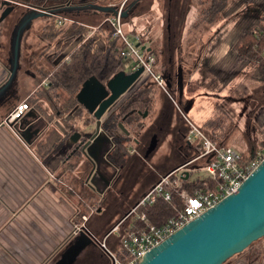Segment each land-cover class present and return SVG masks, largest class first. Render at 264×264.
Wrapping results in <instances>:
<instances>
[{
	"label": "rangeland",
	"instance_id": "374dc122",
	"mask_svg": "<svg viewBox=\"0 0 264 264\" xmlns=\"http://www.w3.org/2000/svg\"><path fill=\"white\" fill-rule=\"evenodd\" d=\"M11 1L19 4H28L32 0ZM43 1L44 0H41L40 3H42ZM48 1V3H52V1L54 2L55 0ZM91 1L99 6H104L107 5L108 1L112 0ZM132 1L134 0H125L121 5V13H124V16L121 18L123 22V31L128 32V35H130L129 31L132 30V32H134V28L139 29L140 31H146V29H149L150 33L148 34V37L155 46L153 47V52L156 56V63L154 67V69L156 70L155 72H158L160 74H162L163 71L165 72L169 65L168 60L171 59L169 66H172L171 76L173 79H175L177 68L176 65L173 66L174 63H172V61L176 57L174 51L176 50L178 43L176 44V47L171 50L172 56H170L166 52L165 48H163V50L160 49L162 36L161 32H163L162 29H164V36H167V32L165 31L167 19V11L165 8L166 0H136L134 5L130 7V3H132ZM194 1L197 7L196 16H198V21L196 22L197 24H192L191 28L186 29V41L183 40L184 43H181L180 46H183L186 43L191 42L192 40L193 42H195L197 35L203 32V27L205 26L204 23H199V19L200 16H203V13L201 11L208 5L209 2L208 0ZM149 2H151L150 9H147V5H149ZM120 4L121 3H119L118 5L120 6ZM237 4L238 6H241V8L244 7L241 15L242 19L238 22H233L231 25L229 22L226 27H224V30L222 32L224 34V37H226L227 40H230L231 44H233V42L237 39L236 37H238L245 28L248 29L256 25V23L259 22V17L261 15H264V2L262 3L261 0H228L225 4L224 9L222 10V12H220L221 16H227L226 14L229 13V10L232 7H235ZM184 9L185 7H183V11ZM27 10L28 9L26 8L16 6L14 8V12L11 14V17L0 23V82L3 81L7 76V70L9 69L8 58L11 56V39L10 36L4 35V31L9 30L10 32V29L9 27L6 28L5 25H10V20L13 17H15V19L18 18L17 20H19L21 15L23 13L25 14ZM29 11L31 10L29 9ZM64 15H66L67 17L70 16L72 21L77 19L84 22L82 24H86L88 26V28H85L86 26H81L82 28L84 27V37L95 38V43L101 44L103 46L106 43V41L104 40L110 37L108 27H98V23L104 17L100 13L90 14L87 12L75 16L70 12H67ZM236 15H239L238 17H241L240 13H237ZM200 21H202V19ZM12 22L14 24L16 23L15 21ZM52 22L53 20L51 18H36L33 19L28 27L23 31V36L19 42L18 68L16 69L15 78L13 80V89L15 88V91H17V100L11 106L9 105V107H0V125H3L5 129H8V124L6 125L4 123V119L9 115V113H11V111H13L14 107L19 104H27V102L23 98L25 96L24 93H27L28 91H31L33 88H35L36 82L41 81L43 83H47V81L51 79V76L57 69L58 65L64 61L65 56H70L82 43L81 41L84 40L82 39L83 35H81L80 37L69 39L61 37L62 34L68 29L69 25L74 24L73 22H66L65 24H61L59 26L58 24H53ZM54 25H56L57 28ZM143 35L144 34H142L139 38V42L141 44L144 40ZM169 53L171 54V52ZM124 62L125 61L121 62L118 70L124 71ZM226 66V69L223 70L220 74L217 71L209 72L205 68H201L200 72L202 78H200L197 82H193L189 85L190 89L191 87H202L200 93H203L202 91H210L211 93L209 96L216 97L217 95H214V93H216L215 90L220 84L224 85L229 84V82L232 83L236 82L237 80L240 81L239 84L229 88L225 96H223L220 100H217L218 103L221 104V106L220 108H218V110L214 111L215 119L209 124L206 123L207 125L205 124L202 127L200 126V128L206 135L213 137V139L218 143L232 146L240 151L245 148V145L248 146V149H251L259 144V140L264 134V84L252 77L253 64L248 63L245 60H235V56L233 53L232 56H230V59L226 62ZM31 73H34L37 76H35L34 79H31ZM181 75L183 86V82L186 81L187 78V72H184L182 70ZM144 84L151 85L149 79L143 77L136 84H134L130 90L123 94L119 98V102H117L122 104L137 87H140ZM77 90L74 93L72 92V94L75 95ZM43 91L49 92L48 95L45 93L43 94L42 92H39L38 94V96H41V99L44 100L39 104L42 106L41 115L46 121V127L42 129L44 133L42 135V138L40 137L42 139V141L40 140L41 144L36 145L35 147H33V149L28 147V149H30L32 152L33 150L36 152L32 153L35 159H41V161L43 160L44 162H47L50 159L48 156V145L51 138L54 137V134L53 128L49 126L51 109L49 108L45 100H47V96L50 95L49 97L52 98L51 95H54V92H57L58 100L56 104H58V107L60 108L61 106H63L62 104L65 103L67 93L60 88H49L47 89V91ZM149 91L150 92L148 93V96L151 98V104L149 105L148 114L146 115V117H144L143 119L139 117L136 122H132L134 124H123L124 128L128 131L129 136L127 138H124V134L119 129L110 132L112 136L114 134L121 138V142L123 143V145L128 147L129 152H131V149H133L134 147L132 136L135 135L138 137L142 132L145 133H142V139L144 137L146 140L140 147L144 149L146 148V145L149 141L150 134H157V144H155L158 145V147L154 152H152V156L149 159H145V163L142 160H139V158H136V163L138 164H136V166L138 168L142 167L144 169V171L142 170V173H146V176H144L142 179L139 177V175L132 177L129 180L130 185H128V189L126 192L123 190L122 192L116 193L115 191H113L114 188L112 187V184L109 185L112 193L109 196L104 195V198H99V195L94 196L91 192H87L85 190L82 191L81 195L77 192V190H79L77 189V186L79 188V185L81 186V183L79 182L83 180V169L81 173H79L82 166L79 169L74 167L73 172L69 174L65 173V175L60 178L58 188L60 189L61 193L65 195L64 197H67L66 201L69 204L72 212V216L70 217H72V222L73 224H75L72 228V233L74 235H77V232L80 228L82 229L88 226V232L92 233L97 239H101L107 231L106 230L105 233H102L101 230L103 229V226L107 225L108 223V219L103 215L107 216L109 213H113V211L111 210L117 209L116 205H114V209H111L109 207L112 203V198L115 199L116 203V197L118 198V205L120 207L127 203V205L124 207L127 209H123L122 211L123 213H126L135 205V203L143 195V193L146 192L147 189L158 180V177L162 175V173H166V171L169 172V170L174 168L175 165L182 161L185 150L183 147H181L183 145L181 143L180 134L182 132H185L186 126L182 118L180 119V115L181 113L185 114L186 101H183L184 99L180 98V94L178 93L179 91H177V89H175V91L174 89L169 91V94L175 104L174 107L176 109V113L178 115L180 114L179 117L176 118L174 126H172L170 124L172 120L171 122H169L167 118H165L164 116H160L161 113H165V109L163 108L164 106H161V109L158 110L159 99H161L163 102H166V104L168 105L169 102L167 101V98L163 94H159L157 89H150ZM202 95H204V93ZM198 97L201 96L198 95ZM30 103H32L31 100ZM141 112L143 113L144 111L142 110ZM82 121L83 120L77 121L79 128H74L75 131H79L81 135H83V129L85 128L82 127ZM74 122L76 123V121ZM140 126L142 127L140 128ZM171 126L175 129L172 143L169 142V134L171 133L170 129H172L170 128ZM168 127L169 130H167ZM88 131L89 133H91L92 129L89 127ZM110 145L111 144H108L106 147L109 148ZM128 151L125 157L126 160L124 158L123 161L132 163L134 162L133 159H129V161L127 160L129 154ZM187 153L188 152L186 150V154ZM79 162L83 163V159L81 158ZM149 165H151V167H148ZM99 166L102 172H105L106 181H109L111 176L116 173L117 165H115L114 162H112L110 159L101 161ZM195 176L204 178V173L197 172L196 175H191L192 178H194ZM105 184L107 186L109 182H105ZM67 185L71 187L72 191L76 192H70L66 194ZM102 189H105V187L103 186V184H100L99 190ZM139 192L141 193L139 194ZM135 194L139 195H137L135 201L131 202L130 198L135 196ZM101 200L103 204L100 205ZM100 208L103 214L102 216L97 217V213L95 212H97V210ZM104 208H106V211H104ZM122 214L120 213L119 215ZM84 216H88L89 218ZM23 218L24 220L29 219L28 217ZM87 218L88 221L86 223L85 220H87ZM113 221H111L108 229L114 224ZM25 226L28 227L26 228L29 232L28 234H25L21 230L16 229L13 232H5V234L0 231V264H55L59 256L65 251V248L67 247L66 246L65 248H63L66 244V241L64 243L63 240L59 241L58 246L56 245L53 247L51 242L49 240H46L47 237L45 233L40 231V229H37L39 227L38 225L26 223ZM14 227L16 228V226ZM114 236L117 237V235ZM22 237H24V239H22ZM110 237L107 239V243L111 246L112 241L115 240ZM7 238H9V245L6 243ZM21 241H23L24 243H22ZM62 243L64 245H61ZM43 245L45 247H42ZM3 251L7 252L8 258L5 256ZM2 257L6 258L4 259ZM263 259L264 237L250 244V246H248L242 252L233 255L223 264H233L237 261H246V263L252 261L260 262ZM106 263L108 264L107 259H105L104 255L102 256L98 248L93 245H88L77 256V260L71 264Z\"/></svg>",
	"mask_w": 264,
	"mask_h": 264
},
{
	"label": "crops",
	"instance_id": "0c3cea01",
	"mask_svg": "<svg viewBox=\"0 0 264 264\" xmlns=\"http://www.w3.org/2000/svg\"><path fill=\"white\" fill-rule=\"evenodd\" d=\"M124 1L125 0H112L108 1L107 5L118 7V4H123ZM194 2V0H178L180 6L185 7V9L183 11V19L178 37V46L174 51L176 57L172 63H174L173 66L176 65V68L178 67L181 71L187 72L186 81L183 82L181 89H177L180 98L186 101L185 106H188L185 115L191 122L202 127L208 120L215 119L214 111L218 110L221 106L217 100L225 96L229 88L239 84L240 81L237 80L236 82H229V84L224 85L220 84L215 90L216 93H214V95H217L216 97L209 96L211 93L210 91H202L204 93V95H202L203 93H200L202 87H191L190 89L189 85L202 78L200 72L201 68H205L209 72L217 71L220 74L226 69V62L230 59L232 53L235 56V60L237 59L233 50L235 41L231 44L230 40H227L222 32L229 22L231 25L233 22H238L242 19L241 15L244 7L241 8V6L237 4L229 10V13L226 14L227 16H221V13H218L215 18H211L210 20H206L200 16L199 23L205 24L203 32L197 35L195 42L192 40L180 46L181 43H184L183 40L186 41V29L191 28V25L197 24L196 22L198 21V16H196L197 7ZM261 2L263 3L264 0H261ZM150 5L151 2L147 5V9H150ZM237 13H240L241 17H238L239 15H236ZM201 19L202 21H200ZM80 23L84 22L81 21ZM162 31L160 49L163 50V48H165L166 52L171 56L169 52H172L171 50L173 49L170 47L169 34L167 32V36L165 37L164 29H162ZM130 32L131 35H134V32L138 33L140 36L144 34L142 46L154 54L153 47L155 46L148 37L150 33L149 29L140 31L134 28V32ZM168 64L170 65L169 60ZM198 95L201 97H198ZM159 104L160 100L158 101V105ZM175 119L176 118L172 119L170 123L172 126H174L176 122ZM77 121L76 124L78 125ZM7 126L8 129H5L3 125H0V231L5 234V232H13L16 229L28 234L29 232L26 229L28 227L25 226L26 223L36 224L39 226L37 229L45 233L47 237L46 240H49L53 247L56 245L58 246L59 241H64L66 237H70L73 234L72 228L75 224H73L72 217H70L72 216V212L66 201L67 197H64L65 195H63L58 188L60 178L56 179L58 171L57 165L55 162H52L51 158L47 162L41 161V159H35L32 153L36 152L34 150L32 152L28 149V147L33 149L34 145H26L14 130L10 128L9 125ZM172 126L170 127L172 128L170 129L171 133L169 134L170 143L173 140L175 131ZM87 128L89 129V127H86L83 131L89 133ZM92 150L93 151H90V156H93L94 159L97 158L95 159L97 163L104 161L102 157L103 153L100 152L101 149L99 147L95 146ZM247 150H249L248 146L245 145V148L239 151L247 153ZM141 192H139V194ZM66 194H68V192H66ZM139 194H135V196L131 197V202L135 201ZM116 200L117 203L115 199L112 198V203L109 207L114 209V205H116L117 209L111 210L113 213L111 212L107 216L103 215L108 219V223L103 226L101 230L102 233H105L111 221L116 218L119 219L125 213L122 212L123 209H127L124 208L127 203L120 207L117 197ZM104 211H106V208H104ZM95 213H97V217L103 214L101 208ZM120 213L123 214L119 215ZM23 217H28L29 219L24 220ZM116 220H114L113 223L116 222ZM14 226H16V228ZM22 239H24V237H22ZM8 242L9 238H7L6 241L9 245ZM21 242L24 243L23 241ZM42 247L45 246L43 245ZM3 253L8 258L7 252L3 251ZM6 257L2 258L5 259ZM233 264H264V259L260 262L252 261L246 263V261H237Z\"/></svg>",
	"mask_w": 264,
	"mask_h": 264
},
{
	"label": "built area",
	"instance_id": "2783aa9c",
	"mask_svg": "<svg viewBox=\"0 0 264 264\" xmlns=\"http://www.w3.org/2000/svg\"><path fill=\"white\" fill-rule=\"evenodd\" d=\"M121 5L117 7L115 15L111 14L103 17L98 23V27L104 25L108 27L110 40L114 41L117 56L121 60L120 64L125 61V73H131L138 68L142 69L135 84L145 77L149 79L154 88L163 92L172 100L162 75L155 72L156 58L154 54L142 46L139 42L141 36L138 33L131 35L129 31L130 35H128V32L123 31V22L120 17ZM53 16L58 25L75 22L78 25L88 27L82 23L72 21L70 17L64 14ZM86 38L82 36V39L85 40ZM26 110L27 104L16 105L13 111L4 119V123L9 125ZM180 116L186 126L183 141L189 147H194L189 152L188 158L174 169L160 175L158 180L143 193L135 205L114 222L101 239L91 236L96 244L107 253L110 264H137L150 248L159 244L190 220L216 205L222 198L235 194L242 181L264 158V134L259 140V144L247 150L245 154L232 146L218 143L213 137L206 135L200 126L191 122L185 114L181 113ZM197 172L204 173V178L191 177V175H196ZM185 175H187L186 178ZM196 178L203 179L202 184L204 186L210 182V188L195 190L193 195L179 189L182 181ZM171 194L177 197L180 207L175 208L173 206V216L169 217L163 224L159 226L150 224L144 214L138 213L140 207L154 203L157 198L169 203ZM135 221H139L140 224H136ZM114 235H117V237ZM110 236L115 240L112 241L111 246L107 243Z\"/></svg>",
	"mask_w": 264,
	"mask_h": 264
},
{
	"label": "flooded vegetation",
	"instance_id": "af4514ba",
	"mask_svg": "<svg viewBox=\"0 0 264 264\" xmlns=\"http://www.w3.org/2000/svg\"><path fill=\"white\" fill-rule=\"evenodd\" d=\"M1 1H7L9 4H2L0 5V14L5 10L6 13L0 20V23L4 22L7 18L11 17V14L14 12V8L16 6L23 7L28 9L25 14L23 13L19 20L15 19L13 17L10 20V25H5L6 28L9 27V30L4 31V35L10 36V39L14 37V31L18 25L22 22L24 19V16L28 14L29 9L37 8L44 10L46 12H52L56 9H59L60 12H56L59 15L65 14L67 12H70L72 15H79L83 13H87L88 10L85 6L88 5L90 2L94 4L91 0H55L52 3H48V0H44L42 3H40L41 0H32L28 4H19L16 2H12L11 0H0ZM136 1H132L130 3V7L134 5ZM70 7V8H68ZM71 7H78V8H71ZM165 8L167 11V19H166V27L165 31L169 34V40H170V47L175 48L176 44H174L179 37L180 34V28H181V22L183 19V7L180 6L178 3V0H166L165 1ZM55 13V14H56ZM45 18V17H40ZM52 19L53 24H57V20L54 19L53 14L49 16V18L45 19ZM17 20V22H16ZM12 21H15L14 24ZM13 23V24H12ZM80 23V22H79ZM30 24V23H29ZM56 26V25H54ZM59 26V25H58ZM28 27V26H27ZM26 27V28H27ZM25 28V29H26ZM57 28V26H56ZM23 31L20 35L19 40H21L23 36ZM19 51V50H18ZM19 55V53H18ZM172 56V52H171ZM11 56L8 58V63L10 67V59ZM19 57V56H18ZM69 56L66 57L64 61L68 60ZM170 63V60H169ZM17 68H18V58H17ZM170 69V70H169ZM172 66L167 67V70L165 72H162V77L164 79L165 86L168 90V92L172 89H178L182 86V75L180 71V68L177 67L176 73H175V79L172 78V72H171ZM7 76L6 78L0 82V88L5 84L8 75H9V69L7 70ZM35 76H37L34 73H31V79H34ZM15 78V76H14ZM13 78V80H14ZM13 80L10 82V84L4 88L2 91H0V107H9L11 106L16 100H17V91H15V88L13 89ZM167 85L169 87H167ZM50 82L49 80L47 83L43 82H36V87L33 88L31 91H28L27 93H24L25 96L23 97L25 101L27 102V110L23 112L18 119L13 120L9 127L14 130V132L22 139V141L26 145H34V147L40 143V140L42 141V135L43 131L42 129L46 127V121L44 117L41 115L42 112V106L39 104L40 102H43L44 100L41 99V96H38L39 92H42L43 94H49L47 89H49ZM47 91L44 92L43 90ZM154 88L153 90H155ZM159 94H161V91L157 90ZM163 93V92H162ZM50 96V95H49ZM47 96L46 103L51 109L50 111V119H49V126L53 128V134L54 137L51 138L50 143L48 145L49 150V158L52 159V162H55L57 165V174L56 179L61 178L63 175L69 174L73 172V168L76 167L77 169L81 168L80 172L82 171L83 174V180L79 183H81V186L79 185V188L77 186V192L81 195L82 191L91 192L94 196L99 195V198H104V195H110L112 193V190L109 188V185L112 184V187L114 188L113 191L116 193L122 192L123 190L126 192L128 189V185H130L129 180L139 175V177L142 179L144 176H146V173H142V170L144 169L142 167L136 166V158H139V160H142L143 162L146 161L145 159H149L152 156V152L155 151V149L158 147L156 145V133H151L149 137V141L146 145V148L142 149L140 148L143 142L146 140L144 137L142 139V133L140 136H132V142H133V149H131V152L128 151V147H126V151H128V157L127 160L133 159L134 162L128 163L127 161H123L119 166L116 167V173L113 174L109 181L105 180V172H102L100 169V163H97L93 156H90V151H93L92 148L97 146L101 150L100 152L103 153V160L107 159V155L112 152L113 149V139L112 137L119 136L111 135V133L107 130H104V124L109 120L110 117H115V114H117L120 103L116 102L108 112H106L102 118L100 119V127L99 131L96 136H94L92 139L89 138L90 135H92L94 131V118L89 115L80 105L77 104L75 101L74 94L67 93V98L65 100V103L62 104L60 108L58 107V104H56L58 100V93L54 92V95H51L52 98ZM30 100L32 103H30ZM160 104L158 107V110L161 109V106H164L165 113H161L160 116H164L167 118L169 122H171L172 119L177 118V113L175 109V104L171 101L172 106L170 107V104H166V102H163L161 99ZM166 104V105H165ZM174 107V108H173ZM175 109V110H174ZM10 110V109H9ZM146 111V110H145ZM148 114V111H146ZM138 115H140V118L143 119L144 117H141L142 112L136 111ZM159 114V112H158ZM166 114V115H165ZM146 117V116H145ZM77 120H83L82 127H91L92 132L86 133L84 132V135H80L79 131H75L74 128H79V126L74 122ZM176 120V119H175ZM123 118L119 119L116 118L115 124L116 127L113 131H116L118 128V123H122L123 125ZM53 125V126H52ZM142 126H140L141 128ZM120 130V129H119ZM169 130V127L167 128ZM121 131V130H120ZM127 131V130H126ZM78 133L79 137L75 142L71 141V135L72 133ZM122 132V131H121ZM128 132V131H127ZM123 133V132H122ZM124 134V133H123ZM145 134V133H143ZM129 136V133L127 135L124 134V138H127ZM41 137V138H40ZM121 139V138H120ZM88 142V144L85 145V143ZM69 143V144H68ZM97 143V145H96ZM156 143V144H155ZM108 144H111L110 147H106ZM154 149V150H153ZM83 159V163H80V159ZM126 160V158H125ZM145 163V162H144ZM76 165V166H74ZM138 165V164H137ZM140 166V165H139ZM148 167H151L149 165ZM141 171V172H140ZM146 172V171H145ZM78 178V177H75ZM117 180V181H116ZM105 182H109V184L106 186ZM116 182V183H115ZM103 184L105 189L99 190L100 184ZM115 183V184H114ZM99 184V185H97ZM111 187V188H112ZM66 192H76L72 191L71 187L67 185ZM109 188V189H107ZM103 204L102 200L100 201V205Z\"/></svg>",
	"mask_w": 264,
	"mask_h": 264
},
{
	"label": "water",
	"instance_id": "95a60500",
	"mask_svg": "<svg viewBox=\"0 0 264 264\" xmlns=\"http://www.w3.org/2000/svg\"><path fill=\"white\" fill-rule=\"evenodd\" d=\"M2 4L9 3L1 1L0 5ZM85 7L105 15H115L117 12V7L109 5L89 3ZM56 12L60 10L46 12L33 8L16 27L11 40L9 75L0 91L6 88L15 76L22 31L33 19L49 17ZM5 13L4 10L0 14V20ZM123 16L124 13H121L120 17ZM141 72V68L131 73L118 70L105 82L98 81L94 76L82 81L74 97L77 104L94 118V131L89 136L90 139L97 135L102 116L133 87ZM187 108L188 106L185 111ZM146 115L147 112L144 111L141 117ZM118 128L125 135L128 134L121 122L118 123ZM78 137V133L74 132L70 139L75 142ZM81 230L84 231V228L80 229L79 237L61 254L55 264L73 263L80 252L90 245V241ZM262 237H264V158L242 181L235 194L222 198L216 205L150 248L137 264H222Z\"/></svg>",
	"mask_w": 264,
	"mask_h": 264
},
{
	"label": "trees",
	"instance_id": "16d2710c",
	"mask_svg": "<svg viewBox=\"0 0 264 264\" xmlns=\"http://www.w3.org/2000/svg\"><path fill=\"white\" fill-rule=\"evenodd\" d=\"M226 1L227 0H208V5L201 11L203 13L202 17L206 20L215 18L216 15L220 13L224 8ZM87 12L90 14H98L97 12H94L92 10H88ZM100 14L104 17L108 16L102 13ZM45 18L49 17L47 16ZM74 21L81 22V20L77 19ZM258 21L259 22L256 23V25L248 29L245 28L242 31V33L237 37L234 42L233 50L238 60H245L246 62L253 64L252 77L255 80L264 84V15H261ZM73 23L74 24L69 25L68 29L62 34L61 37L69 39L80 37L81 35H83L84 27L82 28L81 25H78L75 22ZM95 40L96 39L93 37H87L69 56L68 60L63 61L58 65L57 69L52 74L51 79L49 80L51 86L50 88H60L66 93L72 94V92L74 93L78 89L82 81H84L87 77L94 76L98 81L105 82L108 78L111 77L112 74L118 71L121 60L117 56V48L115 46L114 41H111L109 37L108 39L104 40L106 41V43L102 46L101 44L95 43ZM177 43L178 38L175 44ZM150 89H154V86L144 84L140 87H137L120 105L117 114H115V117H110L109 120L104 124V130H107L109 132L113 131L116 127V118H123L122 122L125 125H128L130 123L134 124L132 122H136V120H138L140 117V115H138L136 111H148L149 109V105L151 104V98L148 96V93L150 92ZM161 94H163L167 98L169 104L172 105L168 96L164 93ZM177 117H179L178 114ZM212 121L213 120H208L206 123L209 124ZM184 133L185 132H182L180 134V139L183 145L181 147L184 148L185 154L182 157V161L175 165L174 168L177 167L180 163L184 162L188 158L189 152L194 148L189 147V145L183 141ZM112 139L114 144L113 148L115 149L110 152L109 155H107V159H110L112 162H114L115 165L118 166L119 164V166H121L120 164L123 162L127 154L126 147L125 145H123L120 138L112 137ZM186 150L188 152L187 154ZM167 172L168 171H166V173ZM202 182L203 179L199 178L193 180H184L182 181L179 189H182L186 193L193 195L195 190H199L202 188H210V182L207 183L206 186H204ZM173 206L175 208H179L180 202L174 194H171L169 203H166L161 199L157 198L154 203L140 207L138 209V213L144 214L150 224L159 226L163 224L169 217L173 216ZM88 218L87 220H85L86 223L88 221ZM138 222L135 221L136 224H140V222ZM80 229L78 230L77 235L73 234L70 237H66V239H64L63 243L66 241V244L64 245L62 243L61 245H64L63 248L67 246L65 250L69 248L71 244L74 243L76 238L79 237ZM88 230V226H86L84 228V231H81L90 241V245L96 246L101 252L102 256L104 255L105 259H107L108 264H110L109 256L103 249H101L96 244L94 239L91 237L93 234L88 232ZM60 256L57 260L60 259ZM76 260L77 257L73 262H75Z\"/></svg>",
	"mask_w": 264,
	"mask_h": 264
}]
</instances>
